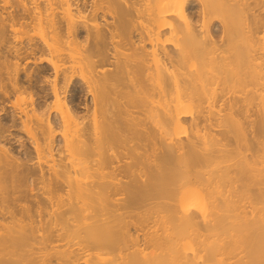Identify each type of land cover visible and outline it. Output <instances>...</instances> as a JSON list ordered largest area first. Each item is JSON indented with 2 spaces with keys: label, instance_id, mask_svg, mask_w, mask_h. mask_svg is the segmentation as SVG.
Returning a JSON list of instances; mask_svg holds the SVG:
<instances>
[{
  "label": "bare ground",
  "instance_id": "obj_1",
  "mask_svg": "<svg viewBox=\"0 0 264 264\" xmlns=\"http://www.w3.org/2000/svg\"><path fill=\"white\" fill-rule=\"evenodd\" d=\"M80 1L0 0V264H264V0Z\"/></svg>",
  "mask_w": 264,
  "mask_h": 264
},
{
  "label": "rangeland",
  "instance_id": "obj_2",
  "mask_svg": "<svg viewBox=\"0 0 264 264\" xmlns=\"http://www.w3.org/2000/svg\"><path fill=\"white\" fill-rule=\"evenodd\" d=\"M80 3H82V5L81 6H84V2H83V0H81L80 1ZM190 12H192V13H196L197 12V5L196 4H193L192 5V7H191V9H190ZM110 19V20H109ZM100 21L101 22H103V23H101V24H104L105 22V20H102V19H100ZM106 22H112V20H111V18H108V21L106 20ZM217 29V30H216ZM215 31H218V28H215ZM36 64V63H35ZM29 66V67H28ZM32 68L30 71H33V69H38L39 71H42V73H41V75L43 76H47V77H51V75L53 74V71L51 70V68L49 67V65H47V64H44V63H39V62H37V65H34L33 64V62H30V63H27V65H26V67H24V68ZM35 69V70H36ZM46 72V73H45ZM46 74V75H45ZM45 80V79H44ZM47 81V82H46ZM50 81H52V77H51V79L50 78H48V79H46L45 80V82H43V83H39V84H34V90L32 91V92H35V91H37L38 93H39V97L38 96H35V99H37L38 98V103H40V104H44V102H48L47 104H49V103H52V101H53V94H52V91H51V88H50V86H51V83H50V85H49V82ZM26 85H28V84H26ZM25 85V86H26ZM39 85V86H38ZM49 86V87H48ZM26 87H28V86H26ZM39 87V88H38ZM42 87V88H41ZM77 89L76 90H78V94H80L79 96H80V98H79V100L78 101H76V104H78V111H79V114H80V116H83L84 114H85V105H84V103H85V97L83 96V94H84V87H83V84L81 83V82H79V80H78V82H77ZM41 88V89H40ZM45 88V89H44ZM38 89V90H37ZM40 89V90H39ZM42 91V92H41ZM77 92V91H76ZM82 93V94H81ZM41 94V95H40ZM42 97V98H41ZM41 98V99H40ZM44 98V99H43ZM34 99V100H35ZM46 99V100H45ZM88 99V96L86 97V100ZM42 100V101H41ZM84 102V103H83ZM91 102V99L89 98V103ZM37 103V104H38ZM6 104V103H5ZM2 105V104H1ZM0 105V108L2 109V106ZM9 106H10V104L7 106V104H6V106H4L3 108L5 109V107H6V109L5 110H3V111H1L0 110V113H2V115H5V116H7V117H12L13 116V109H10L9 108ZM9 111V113H7L8 111ZM6 111V112H5ZM13 112V113H12ZM12 113V114H11ZM1 115V114H0ZM1 115V116H2ZM12 115V116H11ZM5 116H3V117H5ZM14 116H15V114H14ZM6 117V118H7ZM50 117H51V115H50ZM47 118V116H45V119ZM53 118L54 119H57V117H55V115H53ZM53 119V120H54ZM18 128H16V129H12V131L14 130V131H19L20 129H18ZM17 132H14V135L12 136V137H15V136H17V138H19V140L21 141V142H23V140H25L24 141V144H25V148H29L30 150L32 149L31 148V146L29 145L30 143H29V140H27L28 138H27V136L25 135V132H23V131H19L18 133ZM18 134V135H17ZM19 135H21V136H19ZM59 140H61V138H58V141ZM13 147H16V148H14V152H15V154H17V151L19 152V151H22V148L21 147H19V143H16V145L15 146H13ZM27 148V149H28ZM28 149V150H29ZM57 149H58V147H57ZM120 165H122L121 163H120Z\"/></svg>",
  "mask_w": 264,
  "mask_h": 264
}]
</instances>
